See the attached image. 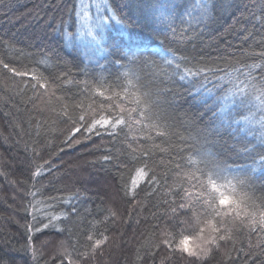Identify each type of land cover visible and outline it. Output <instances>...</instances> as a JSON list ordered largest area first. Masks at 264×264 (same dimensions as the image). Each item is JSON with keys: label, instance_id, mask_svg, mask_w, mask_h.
<instances>
[{"label": "trees", "instance_id": "16d2710c", "mask_svg": "<svg viewBox=\"0 0 264 264\" xmlns=\"http://www.w3.org/2000/svg\"><path fill=\"white\" fill-rule=\"evenodd\" d=\"M77 2L0 0V59L29 73L13 76L0 67V264H68L65 250L79 261L77 253L86 250L93 231L108 239L94 255L88 249L89 258L80 264H264V233L247 228L235 230L202 261L188 257L176 245L188 236L189 248L203 246L204 225L191 211L175 221L169 211L179 201L169 189L182 195L185 174L203 167L189 160L199 159L197 152L212 153L230 177L250 175L251 185L237 191L249 198L246 211H259L264 93L259 84L249 87L237 70L262 66L252 70L257 78L264 71V0H206V8L201 0H105L104 17H110L90 54L65 41V31L75 26ZM152 48L175 56L181 72L200 75L161 84L152 62L162 57ZM32 73L45 77L47 90L32 87ZM234 85L247 90L241 94ZM122 88L150 96L153 113L163 117L159 123L169 126L164 136L132 133L138 137L134 155L145 150L151 156L149 176L137 175L142 165L129 154L127 128L116 136L102 128L74 132L77 125L61 114L67 107L78 120L81 106L90 123L102 101L107 107L96 91L111 96ZM106 155L112 159L105 161ZM37 165L43 173L33 179ZM74 195L71 204L79 215H71V205L60 199ZM110 212L115 216L105 220ZM50 216L59 220L43 227ZM164 229L171 249L159 244Z\"/></svg>", "mask_w": 264, "mask_h": 264}, {"label": "snow or ice", "instance_id": "6c2138e0", "mask_svg": "<svg viewBox=\"0 0 264 264\" xmlns=\"http://www.w3.org/2000/svg\"><path fill=\"white\" fill-rule=\"evenodd\" d=\"M201 7L206 8V0H201ZM156 53H153V55ZM136 57V54H133ZM261 57L264 58V53H261ZM173 65H175L174 71ZM0 67L5 69L8 73L13 76H25L29 75L27 72L18 70L11 66L8 62L0 59ZM154 68V75L159 78L161 84H167L170 80H174L176 76L179 79L185 80L189 76L200 75L199 71L193 73L191 69H184L181 72V64L175 56L170 58H164L162 55V62H152ZM256 67H262L258 65L245 66L244 69L237 70L239 74H243L246 80L249 82V87L255 89L256 85L259 84V89L264 93V71L261 72L259 78L253 77L252 70ZM135 75V73H131ZM231 80V74H226ZM125 76H129V73H125ZM31 79L35 81L32 85L33 88H44L47 90L49 85L46 82L45 77L35 73L31 74ZM239 80V75L236 77ZM205 80L207 81V74L205 73ZM215 86V82L208 81ZM243 83V81H242ZM129 84L132 85V81L129 80ZM132 87H135L132 85ZM236 91L243 94L247 89H240L238 85H234ZM96 95L105 97L107 101V107L104 102H101L100 110L91 117V122H88V116L85 109L81 106L78 120L69 113L67 107L62 109V115L68 116L69 119L73 120V123L77 125L73 128L74 132H80L81 129L88 133H93L99 129H104L106 132L110 131V135L116 136L119 132L125 128L128 132L125 133V141L127 142V148L130 150L129 154L132 155L133 160L141 164L142 167L136 169L138 176H149L152 173V169L149 166L150 154L145 150H141L138 155H134L137 149L133 147L138 137L132 135L135 131L143 132L145 130L155 131L158 136H164L167 134L168 125L163 127L159 121L163 118L160 115L153 113L152 101L150 96L141 95L138 91H131L128 88H122L121 91H113L111 96H105L104 91H96ZM178 95V94H177ZM235 95V93H233ZM117 101V102H113ZM126 102L127 105L126 106ZM91 109L89 108L88 111ZM147 121V122H145ZM190 123V118L188 117ZM138 126V127H137ZM262 128H264V122H262ZM145 139H151V136L144 137ZM199 139V136L197 137ZM264 139V136L261 137ZM199 159L189 160L193 165L202 164L203 167H195L193 171L187 172L184 176L183 182L179 185L182 190L180 192H173L169 189L171 195L178 196L179 201L174 200L169 211L172 215L173 221L177 220L179 215H187L189 211L192 213V217L196 219L197 224L203 223V227L200 228L199 239L203 241V246L197 245L196 250L189 248L188 244L190 238L183 236L176 248L181 253H186L188 257H194L197 260H204L212 254L213 248H218L220 241H226L233 238V232L235 230H242L244 228L249 229L251 232L264 233V197L261 198V204L256 206L259 211H246V205L248 201L247 195H241L237 191L238 187L251 185L252 178L250 175H245L243 178L239 175L229 176V171L225 166L218 162H215L212 158V153L209 152H197L196 154ZM111 156L106 155L105 161H110ZM264 160V156L261 157ZM47 163V162H45ZM180 165H177V175L179 176ZM199 175H196V173ZM43 173V165H37L35 171L32 173V178L36 179ZM158 178L152 174L151 183L156 184ZM133 185L136 184V180L132 181ZM187 184V187L184 185ZM133 196L135 193H132ZM35 197L36 193H30ZM50 199H56L54 197ZM64 203L71 205V215H79V209L75 204H71L73 199H78V195H74L71 198L64 199L60 198ZM167 203V200L164 201ZM245 205V208L241 206ZM203 209V212L200 209ZM35 210V209H34ZM68 216V213H64ZM115 216V213L110 212V216H106L105 220H108ZM202 217L206 219L202 220ZM49 224L43 225L47 228L52 224V221L59 220V216L48 217ZM39 231V229H36ZM32 231V228H29ZM209 232L210 235L205 238L203 233ZM163 238L159 242L160 245H165L170 249L173 247V241L170 239V234L167 229L163 231ZM102 237V238H100ZM88 241L89 244L85 245L86 250L84 252H78L79 261L74 262L71 258V253L65 252L63 256L68 259V264H80L81 261L89 258V251L94 255L96 250L99 249L108 239L103 233L97 236L95 232H89ZM159 246V245H158ZM35 254V253H34ZM163 264V261H162Z\"/></svg>", "mask_w": 264, "mask_h": 264}, {"label": "rangeland", "instance_id": "374dc122", "mask_svg": "<svg viewBox=\"0 0 264 264\" xmlns=\"http://www.w3.org/2000/svg\"><path fill=\"white\" fill-rule=\"evenodd\" d=\"M105 0H79L76 8V21L72 33L65 31L64 37L67 45L78 46L84 53H91L96 50L98 43L97 36L103 25L107 24L110 14L105 18ZM103 24V25H102ZM164 58L169 55L160 48H152Z\"/></svg>", "mask_w": 264, "mask_h": 264}]
</instances>
